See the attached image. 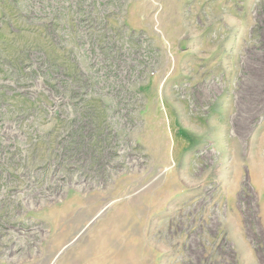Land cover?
<instances>
[{
  "label": "rangeland",
  "instance_id": "rangeland-1",
  "mask_svg": "<svg viewBox=\"0 0 264 264\" xmlns=\"http://www.w3.org/2000/svg\"><path fill=\"white\" fill-rule=\"evenodd\" d=\"M0 264H264V0H0Z\"/></svg>",
  "mask_w": 264,
  "mask_h": 264
}]
</instances>
